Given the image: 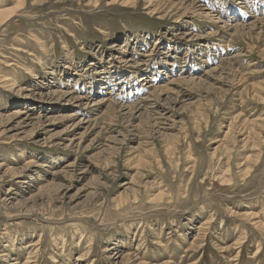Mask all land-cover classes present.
<instances>
[{"label": "rangeland", "instance_id": "obj_1", "mask_svg": "<svg viewBox=\"0 0 264 264\" xmlns=\"http://www.w3.org/2000/svg\"><path fill=\"white\" fill-rule=\"evenodd\" d=\"M17 1L0 0L8 7ZM90 1L26 0L0 28V62L4 56L15 63L9 76L0 66V77L13 83L0 86V114H23L0 121V264H264V228L257 224L264 225V35L203 37L217 30V20L182 21L179 0ZM208 1L234 24L264 9L259 0ZM16 47L24 50L20 58ZM232 56L233 74L224 82L203 75L217 66L214 57ZM103 68L113 70L112 81L124 80L109 90L124 83L129 95L148 70L161 75L157 85L188 73L205 83H191L193 94L183 101H161L155 120L133 117L131 125L115 110L104 114L99 126L115 123L105 136L123 142L110 143L114 153L100 152L102 128L89 124L78 130L86 131L82 148H65L59 137L73 107L26 98L19 89L86 93L93 86L100 94L91 99L98 100L111 94L93 77ZM41 79L53 86L40 90ZM25 117L31 120L19 125Z\"/></svg>", "mask_w": 264, "mask_h": 264}, {"label": "bare ground", "instance_id": "obj_2", "mask_svg": "<svg viewBox=\"0 0 264 264\" xmlns=\"http://www.w3.org/2000/svg\"><path fill=\"white\" fill-rule=\"evenodd\" d=\"M43 1V0H41ZM95 0H91L90 2H93ZM133 0H129V2H131ZM35 2V1H33ZM97 2V1H96ZM150 2H156V1H153V0H150ZM179 4H184L185 5V10L182 14H181V17H183L182 21L187 18L188 16H190L191 18L194 17V19L196 17H204V19H208V20H217V22H215V27L217 28L216 31L212 32V31H208L207 32V35H204L203 37H210L211 36H215V35H219L220 36V40L221 41H224L225 37L226 36H232V35H239V34H254L257 30H260L262 33V35H264V9L260 12V14H258V17H257V14L256 16L254 15L252 20H247L244 24L242 23H232L230 21V23L226 22L224 19V21L221 19V15L219 14H216V5L213 4L211 1H208L209 3L207 4H204L202 2V0H179ZM26 4V0H18L17 1V4H15L14 6L12 7H8V5H3V2H0V28H2V25H4L9 19H11L16 13L17 11L19 10V8H23ZM254 4V3H253ZM257 5H262L263 8H264V0H259V2L257 3ZM181 8V6H180ZM215 10H212L214 9ZM248 9V8H247ZM246 9V10H247ZM192 11V12H191ZM259 11V10H258ZM253 13V12H252ZM184 14H186L187 16H183ZM188 14H191V15H188ZM250 14V13H249ZM193 16V17H192ZM233 15H232V18L233 19ZM230 19V18H229ZM238 19V18H237ZM247 19H250V18H247ZM244 20V19H243ZM219 25V26H218ZM231 31H233L231 33ZM171 32V31H170ZM33 34V33H31ZM28 37V36H27ZM202 37V36H201ZM37 38V37H36ZM193 38H196V39H199V36H193L191 39ZM21 39V38H19ZM25 39V38H24ZM27 39V38H26ZM176 39H179V37H176ZM175 39V40H176ZM23 40V39H22ZM22 40H19V41H22ZM25 41V40H24ZM18 42V41H17ZM27 42H29L27 40ZM31 42V41H30ZM29 42V43H30ZM40 43V42H39ZM27 44V43H26ZM24 45V44H23ZM39 45V44H38ZM117 45V44H116ZM216 45V44H215ZM37 46V45H36ZM219 46H223L224 47V44L221 45L219 44ZM228 45L226 44V47ZM27 47V45H26ZM40 47V46H39ZM125 47V46H124ZM43 48V47H42ZM41 48V49H42ZM216 48V47H214ZM3 49V48H2ZM7 49V48H6ZM220 54L222 55L223 53V49H221L220 47L216 48ZM14 50V49H13ZM44 50V52L46 51L45 49H42ZM2 51V50H1ZM6 51V50H5ZM118 51V50H117ZM121 51V55L123 53H126L125 51H122V50H119ZM4 52V51H3ZM13 52V51H12ZM6 53H9L8 51ZM5 53V54H6ZM18 53V54H16ZM20 53H24V50L23 48H15V55L17 58H20ZM31 53V52H30ZM45 54V53H43ZM42 54V55H43ZM47 54V53H46ZM229 54V53H228ZM226 54V55H228ZM3 55V54H2ZM139 55H142V54H139ZM153 53L152 51L148 54H145L144 56L146 57H150L148 58L146 61H143V63H141L143 66H148L149 65V61L153 58L152 57ZM173 55V54H172ZM13 56V55H12ZM209 56V55H207ZM46 57V56H45ZM116 57V56H115ZM210 57V56H209ZM234 56L232 57H220V58H216L214 57V59H212V63L215 65L217 63V66L213 67V68H209L207 70H205V74H203L204 76H208L209 78L211 79H214L215 81L217 82H224L223 78H225V76L228 74L229 76H231L233 73V67H232V62L231 61L233 59ZM4 58V60L6 61H1L0 62V66L3 65V67L5 68L4 72L6 73H10L8 72V68L9 67H12V65L14 66L15 63L12 62V58L10 59H6L4 56L2 57ZM201 58V57H200ZM211 58V57H210ZM16 59V58H14ZM191 60V58H189ZM188 59V61H190ZM227 59L229 60L228 61V67H224V60ZM3 60V59H2ZM42 60V59H41ZM134 60V59H133ZM205 62L208 63V60L205 59ZM117 61V60H115ZM115 61H112V64H114ZM126 62H130L132 61V59H130V57H127V59L125 60ZM142 61V60H141ZM192 61V60H191ZM22 62V61H21ZM137 65H140V63L138 61H134ZM198 62V61H197ZM227 62V61H226ZM117 63V62H116ZM167 63V62H166ZM200 63V62H199ZM202 63V62H201ZM31 64V63H30ZM43 64V63H42ZM224 64V65H223ZM129 65V64H128ZM169 65H173V64H169ZM174 65H177L174 63ZM227 65V64H226ZM17 66V65H16ZM110 66H111V62H110ZM119 66V65H118ZM196 66V65H195ZM211 66V65H210ZM33 67V66H32ZM66 69H69L70 68V65H65L64 66ZM124 67V66H123ZM198 67V66H197ZM3 68V69H4ZM117 68V67H116ZM133 68H137V67H133ZM48 69V68H47ZM50 69V68H49ZM13 71H15V74L17 75L18 72H17V68H13L12 69ZM26 70V69H25ZM24 70V71H25ZM51 70V69H50ZM115 70V69H114ZM88 71V70H87ZM113 70H110L108 71L107 69L103 68V70L101 69L100 71H95V75H93L94 79L95 80H101V82H103V86H101V89H108V94H110L109 97H100V99L98 100H95V99H91V97L95 96L96 94H100L99 92H97L96 90H94L93 86H91V91L90 92H75V91H68V90H57V91H47V92H43V90L41 89H45V88H50L52 87L53 85H51L52 82L49 81L48 82H45L46 84L40 85V91L41 93H35L36 92V89H38L37 86L34 87V89L32 87L30 88H21L19 89V91H28V94H26V98H29V97H33L35 98V96H37L38 99H41V100H44L46 101V103H60L61 104V107L62 105H71V107H73V110L76 112H73L70 116H67L66 119H68L69 117V120L71 121L70 124L66 127V129L63 131V134L59 137V139L61 141H64L66 140V142L68 143H64L65 144V148H69V149H74L75 147H78V148H82V139L84 138L85 136V133L86 131L84 132H79L80 129H82V127H84L85 125L89 124L90 126L92 125H95L97 127V125L99 124V120L103 117L106 118L108 115L112 114V111L111 110H115L117 111L118 113H120L121 115H123L125 118L128 119V124H131V121H132V118L134 117L137 118V117H140V118H152V119H157L159 117H157L159 114H160V107L163 106L162 103H160L161 101L163 102H167V103H177L179 101H183L187 96H191L193 93H191V90L188 89L189 88V85L191 83H194V84H201V83H205V79H202L203 78V75L201 76H196V75H193L192 74H189L186 75V76H183V77H178V78H172L170 79V81L168 82L167 81V84L165 85H157L155 83H151L152 81L150 80L149 77H146V76H142L141 78H139V81L138 83L136 84V87L134 88L135 92L134 91H131L130 95L129 93H125V84L123 83V85H121V89H119L117 92H112L110 91V87L111 85H113V83L115 82L116 84L113 85V87H117L119 86L120 83L124 82V80H122L121 77H116V81H112V79L109 78V76H112L110 74V72H112ZM168 71V70H167ZM49 72V71H48ZM47 72V73H48ZM85 72V71H84ZM133 72V71H132ZM147 72V71H145ZM35 73V72H34ZM86 73V72H85ZM117 73H121V71H118ZM134 73V72H133ZM230 73V74H229ZM12 74V73H11ZM37 74V73H36ZM52 74V73H51ZM98 74V75H96ZM184 74V73H183ZM39 75V74H38ZM41 75V73H40ZM63 75V74H62ZM79 75V74H77ZM224 75V76H223ZM9 76V75H7ZM48 76V75H47ZM59 76V75H58ZM80 76V75H79ZM87 76V75H86ZM107 76V77H106ZM135 76V75H134ZM172 76V75H171ZM14 77V76H13ZM38 77V76H37ZM82 77V76H81ZM100 77V79H99ZM10 78H7V77H0V86H5L7 88H10V87H13V83L10 84ZM120 79V80H119ZM26 80V79H25ZM94 80V81H95ZM41 81V82H42ZM92 82V81H90ZM144 82V83H143ZM95 83V82H94ZM38 84V85H39ZM105 84V85H104ZM117 85V86H116ZM55 86V85H54ZM86 87V85H85ZM88 88V87H87ZM13 89V88H12ZM24 89V90H23ZM112 89V88H111ZM136 89L138 90H142L144 93H146L147 95L143 96L142 98V95L139 96V91H136ZM45 91V90H44ZM103 92V91H102ZM125 93V94H123ZM82 94H85V95H82ZM163 96H166L165 98H163ZM94 98V97H93ZM97 98V97H96ZM140 98V99H139ZM139 99V100H138ZM128 100H134L136 102L132 103V104H128L126 103ZM39 105H41L42 103H38ZM107 105V107L105 108V110L103 111V113H101V115H99L100 113V110L101 108L104 106V105ZM44 105V106H43ZM41 105V107H46L47 105L46 104H43ZM164 107V106H163ZM106 109H109L108 111ZM14 110V109H13ZM154 110V113L155 114H150V111H153ZM167 110V109H166ZM165 110V111H166ZM21 111V112H20ZM99 111V112H97ZM22 113V110H15V114L11 115V116H8L7 118L0 114V121L3 122L5 120V118L7 120H12V119H15V118H21V116H23ZM24 113V112H23ZM28 114V113H27ZM79 115H82L80 117V119H76V118H79ZM90 115H92L90 118H88ZM156 115V116H155ZM155 116V117H154ZM124 118V119H125ZM162 118V117H161ZM26 120H31L30 117H25L23 118L21 121H19V125L25 123L26 124ZM110 121L111 122H107L105 120L102 121V123L104 124H101L99 126V128H102V132L103 134H101L102 136H98L97 139H101L100 140V143H99V146H100V149L102 148V150L100 151L101 153H105L109 150H113L112 152L114 153L115 151V147H112L110 145V143H121L122 141L118 140L115 136H105L107 135L106 133H108V131H110L111 128H109L110 126H112L113 123L112 122V119L110 118ZM94 123V124H93ZM127 124V125H128ZM132 125V124H131ZM135 126V125H134ZM243 128V126H242ZM231 129V127L229 128V130ZM79 130V131H78ZM91 130V129H90ZM98 130V129H97ZM228 130V131H229ZM34 131V130H33ZM76 133H75V132ZM73 132V134H72ZM130 132V131H129ZM99 134V133H98ZM124 137L127 139H130V138H134V134L131 132L130 134H126L124 133ZM73 135V136H72ZM123 135V134H122ZM30 137L33 138L34 136V132L31 133L29 135ZM35 138V137H34ZM52 139V138H51ZM58 139V140H59ZM84 142V141H83ZM91 142V141H90ZM109 142V143H107ZM244 142L246 143V140H244ZM60 143V142H59ZM123 143V142H122ZM98 146V145H97ZM100 153V154H101ZM52 163H54L55 161L58 162L59 160H55L54 159H49ZM53 160V161H52ZM33 159L30 160L28 162V164L26 165L27 168H29V170L33 167ZM50 164H47V163H43V165H41L42 167H48ZM40 167L39 171L42 172V171H48L49 169H41L42 167ZM13 170V169H12ZM81 171V170H80ZM244 173H249L250 170L249 168H247L246 170L243 171ZM81 173L84 174V171H82ZM46 174V173H45ZM17 174H15L16 176ZM54 175V173H53ZM57 175V174H56ZM55 176V175H54ZM53 176V177H54ZM17 177V176H16ZM42 183V178H39V183ZM30 185V184H29ZM45 187V186H44ZM43 187V188H44ZM42 188V186L40 187ZM123 197V196H122ZM120 202V201H119ZM246 217H249V218H252V219H256L257 216H255V214L253 213H249L246 215ZM258 226H262V228H264V225H262V223L258 222L257 223ZM256 224V225H257ZM110 227V226H109ZM68 231V230H67ZM11 236V235H10ZM39 243V242H38ZM38 245V244H37ZM35 252V251H34ZM257 253V252H256ZM1 255V254H0ZM126 258H129L130 257H126ZM29 259V257H28ZM35 259V257H34ZM129 259H125V261L129 260ZM27 260V259H26ZM33 261V260H32ZM26 263V261H25ZM30 263V262H28ZM144 264V263H142ZM167 264V263H165Z\"/></svg>", "mask_w": 264, "mask_h": 264}]
</instances>
